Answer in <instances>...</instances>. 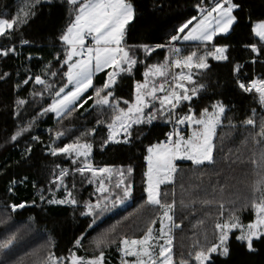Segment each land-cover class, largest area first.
Here are the masks:
<instances>
[{
  "label": "trees",
  "instance_id": "trees-1",
  "mask_svg": "<svg viewBox=\"0 0 264 264\" xmlns=\"http://www.w3.org/2000/svg\"><path fill=\"white\" fill-rule=\"evenodd\" d=\"M129 2L134 6V18L126 26L125 39L128 45L167 44L169 37L175 34V29L180 24L193 16L199 17L195 7L199 0H129ZM235 2L242 3L244 10L236 11L235 15L238 19L230 32L225 36H216L212 42L217 46H229L228 59L217 61L209 56L210 67L204 70L203 75L193 69L196 73L194 79L208 85L207 90L192 102L195 113L199 115L201 109L205 107L211 111V105L216 101H221L226 107L223 126L218 128L216 139L215 171L211 167L195 171V166L191 163H178V172L174 174L172 185H164L161 188L163 192L169 193L166 197L169 202L173 197L172 193H175L174 219L175 223L181 225L179 229H174V260H179L183 256L189 264L196 263L194 255H189L190 252L194 254L196 250L193 248L194 241L198 239L201 245L214 241V222L218 203L204 207L198 201L188 209H181L180 200L188 202L197 196L200 199H211L214 196L217 202L223 199L227 208L240 209L245 203L250 204L253 184L259 178L251 160L259 159L261 151L264 150V143L258 146L251 139V133L259 130V122L264 118V110L259 103L258 94L255 91L245 93L237 85L238 77L246 84L253 79H264V45L252 35L253 24L264 20V0H235ZM26 3L28 0H0V18L12 19L17 14L22 16L23 11L27 10ZM35 12L36 15L29 17L28 23L18 27L10 35L0 36V49L7 47L15 49L14 53L0 56V77H3L0 78V243L12 235L16 236L8 249L0 251V261L6 259L7 264H34V261L43 259L44 254L49 251L62 258H70L71 253L79 257L92 258L98 255L93 243L95 238L120 221L112 236L117 243L103 248L104 264H120L121 253L118 251V242L121 235L138 237L148 224L146 213L143 210L138 211L146 200L143 173L147 169L144 159L147 155V147L164 141L172 125L160 119L153 121L151 126L134 125L131 144H110L102 150L101 144L108 135L106 122L111 121L113 113L110 108L94 105L95 89L91 87L84 93L82 99L90 96L93 99H88L83 107H76L63 117H56L54 113L39 115L41 110L51 103L52 97L49 92H43V85L34 83V77L37 74L41 75L53 84L56 90L65 82L62 75L45 77L44 66L48 64L54 66L49 72L61 68L57 56L63 60L66 46L58 37L73 18V14L69 13L67 4L62 3V0H52L51 3L48 0H41ZM21 40H27L28 43L22 44ZM253 43L261 48L259 56L252 53L250 48L244 47ZM173 44L182 49V55L191 52L203 54L206 50H212V44L209 43L172 42ZM168 54V47L156 48L144 63L134 67L131 75L120 74L115 96L122 98L121 107L128 106L123 100H133L135 82H142L146 66L164 62ZM139 55L144 59L142 51ZM254 59L255 63H253ZM237 65L241 67L235 72L234 68ZM66 70L67 66L64 65L62 71ZM110 71H112L111 67L94 75L93 84L101 86ZM176 71L178 73L181 70L176 69ZM4 73L8 75L3 76ZM28 77L32 79L24 84L23 81ZM34 92L42 95L34 96ZM20 99L26 103L18 106L16 102ZM182 111L186 112L187 107H183ZM250 117L257 122L255 129L252 126L246 128L242 123ZM33 120L34 123L28 131L16 141L11 140V136L19 127H24ZM97 120L101 123L97 124ZM229 120L237 127L229 128ZM92 128L96 129L94 133L81 136ZM141 128L144 129L145 135H140ZM181 130L186 137L189 131L187 126H183ZM58 131L64 133L59 139L56 138ZM33 136L39 139L33 140ZM77 137L93 145L89 159L94 168L112 169V177L108 183H105L110 193L118 191L115 185L121 179L120 171L125 172L123 177L125 180L133 183L132 197L120 207L109 204V208L95 218V223H92L93 216L81 215L85 202L95 204L98 198L102 199L109 194L98 191L99 188L93 183L91 172L86 171L81 175L79 172L70 171V175L64 178V184L58 186V182H52L55 179L54 174H58L61 168L71 170L83 166L80 162L84 159L76 158L78 163L73 164V158L65 154L56 156L48 154L49 146L63 147ZM219 137L224 138L222 152ZM245 139L247 143H241ZM29 146L32 149L30 154L25 151ZM224 157H227V160L223 159ZM57 165L59 167H56ZM129 167L133 168L130 177L127 175ZM201 172L204 174L201 175ZM216 173L220 175L217 176ZM217 180L226 185L223 196L219 193V189L213 192L212 185L216 184ZM65 185L73 193L78 205L48 204V199L53 197L63 199L66 196ZM195 185L199 187L193 190L192 186ZM9 188H12L11 192ZM41 192L45 197L44 201L40 199ZM111 199H114V196H109V200ZM229 201L235 203H228ZM22 202L25 203V207L13 211L11 206ZM208 212H211V216L207 215ZM224 215L227 217L229 213L226 211ZM237 215L244 224L253 220L250 207L245 211H238ZM200 220L204 221L203 225H198ZM90 223L92 227H88ZM235 237L236 233L230 234V256L227 260L224 261L223 258L213 254L214 264H264V239L254 240L253 247L256 251L249 252ZM78 238H82L79 246L75 243Z\"/></svg>",
  "mask_w": 264,
  "mask_h": 264
},
{
  "label": "snow or ice",
  "instance_id": "snow-or-ice-1",
  "mask_svg": "<svg viewBox=\"0 0 264 264\" xmlns=\"http://www.w3.org/2000/svg\"><path fill=\"white\" fill-rule=\"evenodd\" d=\"M48 2L51 3L52 0H48ZM40 3L41 0H28L25 5L27 10L23 11L22 16L17 14L12 19L0 18V36L10 35L12 31L28 23L29 17L36 15L35 8ZM62 3H66L69 13L73 14V18L58 37L66 46L65 55L63 60L57 56L61 65L60 69L49 72V69L54 66L45 65L44 75L45 77L62 75L65 82L56 90L47 79L42 78L39 74L35 75L34 83L43 85V92H49L52 97L51 103L43 108L39 115L54 113L57 117H63L70 114L76 107H83L88 99H93L91 96L82 99L84 93L91 87L95 89L94 105L110 108L113 113L111 121L106 122L108 135L101 144L102 150L110 144H131L134 125L151 126L153 121L157 119L172 125V131L166 133L167 140L150 144L147 147L148 155L144 157L147 162V170L143 173L146 200L138 211L143 210L146 213L148 217L147 227L139 238L121 235L118 251L122 256V264H174L173 229H179L181 225L175 223L174 219L176 214L175 193H172L173 199L169 202L166 199L169 193L163 192L161 185L173 183L174 174L178 172L176 161H190L195 166V171L209 167L215 171L214 166L217 163L216 139L218 128L223 126L226 107L221 101H216L211 105V111L205 107L201 109L199 115L195 113L192 102L194 98H199L201 93L207 90L208 85L194 79L196 73L193 72V69L197 70L198 74L203 75L204 70H208L210 67L209 56L217 61L228 59L229 46H217L212 42L218 34L230 32L238 19L235 15L236 11H243L244 5L235 2V0H210V2L199 0L195 6L199 17L193 16L180 24L175 29V34L169 37L167 44L153 46L149 44H127L125 39L126 26L134 18V6L129 0H62ZM194 21L195 23H193ZM252 33L259 38V43L264 45V20L253 24ZM178 40L209 43L212 44V50H206L203 54L191 52L188 55H182V49L171 46L172 42ZM21 43L26 44L28 41L21 40ZM165 47L169 48V54L165 56L164 62L146 66V70L143 72L144 81L135 82L133 100H123V103L128 106L126 108L121 107L122 98L115 96L120 74L131 75L134 67L144 63L156 48ZM244 47L250 48L251 52L256 53L257 56L261 53V48H258L256 43L244 45ZM140 51L144 53V59L140 58ZM14 52L13 47H7L0 49V56H7ZM253 63H255V59ZM64 65L67 66L66 71H62ZM109 67L112 68V71L107 73L104 83L101 86H95L93 84L94 74ZM240 67L237 65L234 71L238 72ZM173 69H180L181 71L177 73L172 71ZM7 75L8 73L3 74V76ZM31 79L32 77H28L23 83L27 84ZM237 85L245 93L255 91L258 94L259 103L264 106V79H253L246 84L238 77ZM17 86L19 87V85ZM33 95H42V93L34 92ZM16 103L21 106L26 101L20 99ZM185 106L187 111L183 112L182 108ZM33 123L34 120L29 121L24 127H19L11 136V140L16 141L18 137L29 130ZM100 123L101 121L97 120V124ZM242 123L246 128L252 126L255 129L257 122L253 117H250ZM185 125L189 130L186 137L181 130L182 126ZM228 127L236 128L237 126L229 120ZM95 131V128L89 129L87 133H82L81 136L91 135ZM121 131L123 132L122 137L119 135ZM145 134L144 129L141 128L140 135ZM62 135L64 133L58 131L56 138L59 139ZM32 139L38 140L39 138L33 136ZM219 139L221 141L220 151L222 152L224 138L219 137ZM251 139L258 146L264 143V118H261L259 122V130L251 133ZM241 143L246 144L247 139ZM92 148L91 143L82 141L80 137L63 147L50 145L48 154L52 156L65 154L73 158V164L78 163L76 158L84 157V160L80 162L83 166L71 170L61 168L58 174H54L55 179L52 182H58V186L64 184V178L70 175V171L71 173L79 172L81 175L86 171L91 172L93 177L97 173L110 175L112 169L108 167L96 169L92 166L89 159ZM25 151L30 154L32 149L29 146ZM223 159L227 160V157ZM251 163L257 169L256 175L259 178L253 184L250 204L245 203L240 209L227 208L223 199L217 202L214 196L211 199H200L197 196L188 202L183 199L180 200L181 209H188L198 201L204 207L218 203V212L214 222V241L201 245L197 239L193 243V248L196 249L194 251L196 264H214L213 254L226 261L230 256V234L235 230L239 231L235 239L243 243L249 252L256 251L253 247L254 240L264 239V150L261 151L259 159L253 158ZM132 173L133 168L129 167L127 175L130 177ZM203 174L204 172H201V175ZM119 175L121 179L115 185L118 191L110 193L109 189L101 182L98 191L109 195H105L102 199L98 198L95 204L86 201L84 211L81 212L82 216H93L92 223H95V218L102 215L109 208V204H123L132 197L133 183L123 178L125 176L124 171H120ZM216 175L219 176L220 173H216ZM192 187L195 190L199 186ZM225 187L226 185L221 184L219 180L212 185L213 192L219 189L221 196L225 194ZM9 191L11 192L12 188H9ZM65 192L66 196L63 199L53 197L48 199L47 203L50 205L69 204L77 206L78 201L66 185ZM109 196H114V199L109 200ZM40 199L41 201L45 199L42 192ZM228 203L234 204L235 202L229 201ZM33 204H35V200H33ZM11 207L15 211L17 208H24L25 203L13 204ZM249 207L253 211L254 219L245 225L237 212L247 210ZM226 211L229 213L227 217L224 215ZM207 215L211 216V212H208ZM92 223L88 227H92ZM119 224L120 221L95 238L93 243L98 255L85 258L71 253L70 258H62L49 251L41 264H64L65 260H70V264H104L105 252L103 248L117 243L112 236ZM157 224H159L158 235L154 227ZM203 224V220L198 221V225ZM15 239L16 236L12 235L0 243V251L8 249ZM205 241H207L206 236ZM75 243L78 246L81 245L82 238H78ZM189 255L192 256L193 253L190 252ZM123 257H135V259L129 261ZM0 264H7V260L0 261ZM181 264H189V262L182 256Z\"/></svg>",
  "mask_w": 264,
  "mask_h": 264
},
{
  "label": "rangeland",
  "instance_id": "rangeland-1",
  "mask_svg": "<svg viewBox=\"0 0 264 264\" xmlns=\"http://www.w3.org/2000/svg\"><path fill=\"white\" fill-rule=\"evenodd\" d=\"M131 22V21H130ZM193 23H195V21L193 22ZM191 27V26H190ZM187 31V30H186ZM225 35H227V34H218L217 36H225ZM252 35H253V33H252ZM254 36V35H253ZM255 37V36H254ZM215 38V37H214ZM257 40H259V38L258 37H255ZM179 43H201V42H199V41H183V40H179ZM75 59V58H74ZM215 60V59H214ZM145 70H146V68H145ZM144 70V71H145ZM172 71H174V72H177L176 71V69H173ZM143 79H144V76H143ZM170 79H171V77H170ZM261 107H262V109L264 110V106H262L261 105ZM126 108V107H125ZM57 117V116H56ZM183 127V126H182ZM119 135L122 137L123 136V132L121 131L120 133H119ZM167 139H165L164 141H166ZM164 141H162V142H164ZM147 155H148V153H147ZM78 158H83L84 159V157H78ZM178 163H191L190 161H185V160H180V161H176V164L178 165ZM146 164H147V162H146ZM147 170V169H146ZM251 176H253V173H251ZM112 176H111V174L109 175L108 173H97V175L95 176V177H93V183L95 184V186H97V188H99L100 187V184H101V182H103L104 183V185H105V183H108V181L110 180V178H111ZM106 181V182H105ZM169 184H171L172 185V183H166V184H163V185H161V188H162V186H164V185H169ZM144 185H145V183H144ZM106 187H107V185H105ZM146 186V185H145ZM145 197H146V193H145ZM173 199V197H171V200ZM171 202V201H170ZM121 205H123V204H117V206L116 207H120ZM252 210V209H251ZM243 211H245V210H243ZM253 212V211H252ZM1 218V217H0ZM253 219H254V214H253ZM196 224V223H195ZM245 225H247V224H245ZM155 227V230H156V234L158 235L159 234V232H158V229H159V224H157V225H155L154 226ZM192 228H193V225H192ZM144 229H142V234L140 235V236H142L143 235V233H144ZM233 233H236V235H238L239 234V231L238 230H235ZM140 236H138V237H131V238H139ZM130 238V237H129ZM160 243H163V241H160ZM173 243H174V229H173ZM47 250V249H46ZM46 250H45V252H46ZM44 252V253H45ZM46 255H47V252H46ZM46 255L44 254V258L46 257ZM173 255H174V248H173ZM194 255V254H193ZM44 258L43 259H41V260H39V262H38V260H36V261H34V264H41V261H43L44 260ZM123 259H125V260H129V261H131V260H134L135 259V257H123ZM194 261H195V259H194ZM38 262V263H37ZM196 262V261H195ZM64 264H70V260H65V262H64ZM120 264H122V256H121V262H120ZM174 264H181V259H179V260H174ZM196 264V263H195Z\"/></svg>",
  "mask_w": 264,
  "mask_h": 264
},
{
  "label": "crops",
  "instance_id": "crops-1",
  "mask_svg": "<svg viewBox=\"0 0 264 264\" xmlns=\"http://www.w3.org/2000/svg\"><path fill=\"white\" fill-rule=\"evenodd\" d=\"M175 43H179V40L178 41H175ZM107 69V68H106ZM106 69H104V70H106ZM103 70V71H104ZM102 72V71H101ZM100 73V72H99ZM96 74H98V73H95L94 75H96ZM94 77V76H93ZM144 81V79L142 80V82Z\"/></svg>",
  "mask_w": 264,
  "mask_h": 264
},
{
  "label": "built area",
  "instance_id": "built-area-1",
  "mask_svg": "<svg viewBox=\"0 0 264 264\" xmlns=\"http://www.w3.org/2000/svg\"><path fill=\"white\" fill-rule=\"evenodd\" d=\"M89 42H90V38H89ZM172 47H175V44H173V45H171ZM170 131H172V127H171V129H170ZM169 131V132H170ZM166 139H167V136H166Z\"/></svg>",
  "mask_w": 264,
  "mask_h": 264
}]
</instances>
